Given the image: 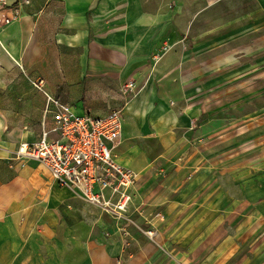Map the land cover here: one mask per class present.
Returning a JSON list of instances; mask_svg holds the SVG:
<instances>
[{
  "label": "crops",
  "instance_id": "obj_1",
  "mask_svg": "<svg viewBox=\"0 0 264 264\" xmlns=\"http://www.w3.org/2000/svg\"><path fill=\"white\" fill-rule=\"evenodd\" d=\"M30 2L0 0V264H264V0ZM39 78L123 111L126 231L18 153L53 125Z\"/></svg>",
  "mask_w": 264,
  "mask_h": 264
},
{
  "label": "built area",
  "instance_id": "obj_2",
  "mask_svg": "<svg viewBox=\"0 0 264 264\" xmlns=\"http://www.w3.org/2000/svg\"><path fill=\"white\" fill-rule=\"evenodd\" d=\"M12 10L13 15H0V24L10 23L21 14L18 5ZM34 85L46 95L44 115L52 117L53 125L44 129L42 138L35 143L21 142L18 153L38 160L60 185L70 187L82 199L121 218L126 231V224L134 223L128 215L133 200L132 189L137 185L139 175L118 161L114 153L123 132V111L115 108L105 116L77 115L70 103L61 101L45 89L42 78ZM137 89L134 79L126 81L125 92L134 93ZM146 234L156 235L152 230H147Z\"/></svg>",
  "mask_w": 264,
  "mask_h": 264
},
{
  "label": "rangeland",
  "instance_id": "obj_3",
  "mask_svg": "<svg viewBox=\"0 0 264 264\" xmlns=\"http://www.w3.org/2000/svg\"><path fill=\"white\" fill-rule=\"evenodd\" d=\"M236 184H237V183L235 182L234 179H229V178H228V179L225 180V181L222 180V182H220L219 179H218V188H220V187H221V188H222V187L224 188L225 186L231 188V187H234ZM132 206H133V205H132ZM133 207H134V206H133ZM221 213H222L221 218H223V216L226 215V211H223V212H221ZM146 219H147V218H146ZM146 219H145V220H146ZM131 224H134V223H131ZM131 224H128V223H127V224H126L127 228H128L129 226H131ZM146 225H147V223L144 224V227H145ZM155 234H157V233L155 232ZM151 237H153V236H151ZM154 237H155V236H154ZM154 237H153V238H154Z\"/></svg>",
  "mask_w": 264,
  "mask_h": 264
}]
</instances>
